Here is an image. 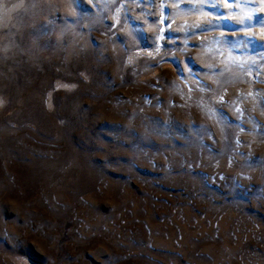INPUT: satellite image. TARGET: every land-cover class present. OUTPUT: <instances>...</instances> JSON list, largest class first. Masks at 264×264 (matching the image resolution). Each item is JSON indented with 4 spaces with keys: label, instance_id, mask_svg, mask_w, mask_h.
<instances>
[{
    "label": "rangeland",
    "instance_id": "rangeland-1",
    "mask_svg": "<svg viewBox=\"0 0 264 264\" xmlns=\"http://www.w3.org/2000/svg\"><path fill=\"white\" fill-rule=\"evenodd\" d=\"M114 2L117 27L126 21L136 29L137 56L119 78L115 65L106 78L98 75L99 86L79 76L98 59L95 52L71 57L52 25L27 15L6 20L0 5V264H264V144L253 145L246 162L252 178L233 182L231 173L188 169L158 139L117 143L110 127L126 123L137 105L164 106L161 81L171 78L161 65L175 67L178 57L161 59L155 50L179 51L188 39L189 49L203 48L214 61L211 69L190 65L194 78L211 72L234 85L244 118L259 125L241 127L264 138V121L251 111L264 110V4ZM209 19L219 23L208 27ZM189 59L185 53L184 63ZM139 77L146 79L134 85Z\"/></svg>",
    "mask_w": 264,
    "mask_h": 264
},
{
    "label": "clouds",
    "instance_id": "clouds-1",
    "mask_svg": "<svg viewBox=\"0 0 264 264\" xmlns=\"http://www.w3.org/2000/svg\"><path fill=\"white\" fill-rule=\"evenodd\" d=\"M0 5L6 20L27 15L43 21L46 25H52L62 50L71 57L95 52L98 59H94L91 66L79 73L86 85L99 86L97 76L106 78L113 65L114 79L119 78L124 67L131 64L132 59L137 56V53L132 51L138 47L134 35L136 29L131 28L126 21L117 27L120 21L116 13L121 9L115 5L114 0H75V3L72 0H37L35 3L25 0H0ZM172 7L175 8V4ZM57 13H60L59 17ZM106 20H113L115 23L109 27L105 23ZM207 22H211V19ZM196 26L197 23L191 25L193 28ZM152 30L149 28V31ZM159 31L162 30H156L157 36ZM117 33L126 37L124 43L115 39ZM93 39L96 44H93ZM170 43L174 45L175 42ZM183 43L184 47L179 51L172 47L161 53L159 46L155 50L161 59L164 56L178 57L175 67L171 63L161 65L169 70L167 75L171 78L170 84H163L161 81L164 91L160 94L166 95L164 106L156 103L146 109L137 105L126 123L110 126L117 130L114 139L121 144L130 140V146L135 147L145 140L155 138L171 145L174 149L172 155L179 157L182 164L187 161L188 169L195 165L209 169L214 175L231 173L230 179L233 182L237 177L251 179L250 173L255 169L246 162L252 154L253 145L264 144V138L254 135L253 132H246L241 124H251L253 129L259 125L251 118H244V103L236 96L237 89L234 85L219 80L218 75L211 72L198 73L200 80L194 78L190 65L199 62L211 69L214 61L211 53L203 48L189 49L188 39ZM105 53H109L110 58L106 57ZM185 53L190 57L194 56V59L184 63ZM141 54L152 56L143 50ZM145 72L154 78L157 70L145 69ZM179 73H184L185 76L182 77ZM145 79L146 77H139L133 84L143 83ZM113 82L114 80L108 81V84ZM157 91L159 92V89ZM143 103L148 105L150 101L145 99ZM153 110L160 113V116L153 118L146 114ZM251 111L256 112L259 119L264 121V110L253 106ZM176 145L181 147L177 148ZM200 175L205 182L209 181L207 173L202 172Z\"/></svg>",
    "mask_w": 264,
    "mask_h": 264
},
{
    "label": "snow or ice",
    "instance_id": "snow-or-ice-1",
    "mask_svg": "<svg viewBox=\"0 0 264 264\" xmlns=\"http://www.w3.org/2000/svg\"><path fill=\"white\" fill-rule=\"evenodd\" d=\"M73 3H75V0H72ZM207 2V0H201V6H203L205 3ZM261 4H264V0H261ZM213 8H218V7H229L231 8L232 5L231 4H224V5H217V4H213L211 5ZM236 8H242V6L240 4H236L235 5ZM175 8H179V4H175ZM262 11H264V8L261 9ZM238 19L239 23H244L243 19ZM219 23V21H217L215 24L211 21V22H206V26L208 27H214ZM202 27V25L197 24V26L195 28H200Z\"/></svg>",
    "mask_w": 264,
    "mask_h": 264
}]
</instances>
